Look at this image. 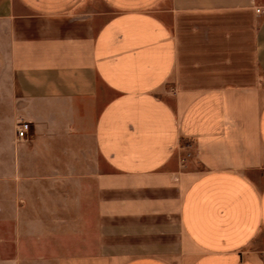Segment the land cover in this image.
Instances as JSON below:
<instances>
[{
	"label": "crops",
	"instance_id": "obj_1",
	"mask_svg": "<svg viewBox=\"0 0 264 264\" xmlns=\"http://www.w3.org/2000/svg\"><path fill=\"white\" fill-rule=\"evenodd\" d=\"M0 264H264V0H0Z\"/></svg>",
	"mask_w": 264,
	"mask_h": 264
},
{
	"label": "built area",
	"instance_id": "obj_2",
	"mask_svg": "<svg viewBox=\"0 0 264 264\" xmlns=\"http://www.w3.org/2000/svg\"><path fill=\"white\" fill-rule=\"evenodd\" d=\"M31 124L28 121H22L17 125L16 134L18 135V140L23 141L28 138V132L30 130Z\"/></svg>",
	"mask_w": 264,
	"mask_h": 264
}]
</instances>
